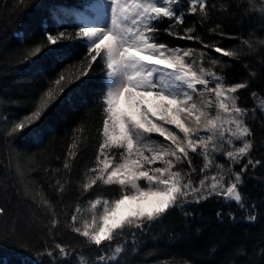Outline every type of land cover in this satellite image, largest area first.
<instances>
[{"label": "trees", "instance_id": "trees-1", "mask_svg": "<svg viewBox=\"0 0 264 264\" xmlns=\"http://www.w3.org/2000/svg\"><path fill=\"white\" fill-rule=\"evenodd\" d=\"M83 2L0 0V207L5 209L0 215V264H82L81 256L89 264H96V258L100 254L108 256L116 243L112 247H90L71 230V216L77 206L96 196L112 198L117 190L116 186L99 182L87 192L81 188L85 174H92L88 169L95 167L102 140L101 96L106 83L100 59L86 77L59 96L37 123L10 135L14 123L33 110L58 73L80 70L78 62L86 54L82 41L54 45L59 54L55 56L44 41L45 29L53 34L56 30L76 33L81 26L71 13ZM207 5L206 17L197 5L195 14H186L183 24L172 29L184 36V29L194 28L190 35L199 40L166 34L169 20L164 19L156 24L160 29L157 42L170 48L191 49L188 58L195 57L200 67L223 75L226 85L247 82V87L235 94L241 108L252 110L247 125L253 134V147L248 157L232 169L240 172L249 157L261 163L249 166L243 174V208L217 196L187 204L184 209L172 208L142 230L125 229L120 241L124 251L110 264H264V113L258 107L264 97V3L207 0ZM188 8V0H182L180 10L187 13ZM35 46L44 50L28 58ZM215 47L236 55L218 53ZM74 140L77 155L69 159L68 171L64 162ZM189 157L191 167L184 161L182 171L197 183L205 163L201 149L190 151ZM226 160L221 155L216 158V162L229 167ZM57 181L65 185L64 192L58 191ZM249 215L256 219L248 220ZM53 219L59 220L54 227ZM56 244L67 246L70 255L60 256L58 250L52 256L46 255Z\"/></svg>", "mask_w": 264, "mask_h": 264}, {"label": "snow or ice", "instance_id": "snow-or-ice-1", "mask_svg": "<svg viewBox=\"0 0 264 264\" xmlns=\"http://www.w3.org/2000/svg\"><path fill=\"white\" fill-rule=\"evenodd\" d=\"M181 2L109 0L110 17L103 27H80L74 34L59 30L53 34L45 29L44 44L54 56L59 55L54 45L71 41H82L86 54L78 62L79 71L69 73L65 70L58 73L57 78L50 81L47 89L40 94L33 110L11 128L10 135L18 134L37 123L59 96L70 85L86 77L93 64L100 59L107 79L101 96L102 140L95 156V167L88 169L93 175L85 174L86 179L81 188L87 192L99 182L104 186H116L117 190L111 200L96 196L88 201V210L92 212L91 222L85 219L81 226H75V213L81 212L79 206L71 216V230L83 237L90 247H112L113 242H116L112 255L100 254L96 264H110L124 251V244L120 241L125 235V229L130 232L132 229L142 230L170 209L183 207L186 202L200 203L217 196L225 202L234 201L243 208L244 197L240 192L243 174L249 166L255 167L261 163L260 160L253 162L249 157L247 163L241 165L240 172H234L232 167L225 169L220 164L216 165L217 171L211 177L206 174L214 159L209 156L210 151L226 156L231 164H240L253 147L250 139L253 134L244 119L248 109L238 105L239 97L235 95L238 90L247 87V82L226 85L223 75L202 66L193 68L195 61L186 62L191 49L170 48L165 43L157 42L160 29L156 24L164 19L169 20L168 28L164 29L166 34L180 39H200L190 35L194 28L184 29V36L172 29L183 24L186 14H195L197 5L206 17L207 0H188L187 13L180 10ZM261 2L264 3V0ZM261 43L264 44V41ZM43 50L42 46H35L28 58H35ZM214 50L229 57L236 55L235 52L219 47ZM204 55L202 52L201 56ZM72 67L75 65L68 66ZM207 77L215 82L213 87H209L210 80ZM206 93L215 97V115L210 111L212 99H204ZM194 95L201 98L199 105L194 102ZM252 96L256 98L257 94L253 92ZM122 98L126 105L123 109L120 107ZM258 107L264 113V97L260 98ZM168 125L174 126L183 138ZM201 132L207 135H201ZM154 133L170 142L169 146L153 141L151 135ZM236 141L240 142V147L234 151H223L225 143L234 147ZM198 148L201 149L205 163L201 169L202 178L198 185H193L191 178L185 182V175L173 169L185 160L191 167L189 152L195 153ZM76 149L77 143L74 140L68 147L65 170L71 171L69 159H75ZM113 149L119 151L110 155ZM157 162H162L164 166L151 167ZM226 176L229 177L227 185L224 184ZM142 179L146 181V187H141L139 181ZM56 183L58 191L64 192L65 185L60 181ZM147 196L154 199L145 200ZM126 201L131 203L126 204ZM42 202L50 206L46 198H42ZM121 206H124V210H121ZM4 213L5 209L0 207V215ZM220 215L217 212V216ZM246 218L250 221L256 219L254 215ZM51 223L54 227L59 220L53 219ZM57 250L60 256L70 255L67 246L63 244H56L46 255L52 256ZM80 260L82 264H89L83 256Z\"/></svg>", "mask_w": 264, "mask_h": 264}, {"label": "rangeland", "instance_id": "rangeland-1", "mask_svg": "<svg viewBox=\"0 0 264 264\" xmlns=\"http://www.w3.org/2000/svg\"><path fill=\"white\" fill-rule=\"evenodd\" d=\"M88 6H90L91 9H92L91 10L92 13H90L89 16H87L86 14H83V13H79V16H80V18L82 20L83 26L84 27L85 26L103 27V26L107 25V23L109 21V17H110L109 0H94L91 4H88ZM188 57H186V62L187 63H192L193 61H195V63L192 64L193 68H199L200 67L199 63L197 64V59L195 57L191 58L192 61ZM209 71H211V70H209ZM207 78L210 80L209 87H213L215 82L212 81V79L210 77H207ZM106 82H107V79H106ZM198 87H200V86H198ZM209 98L212 99V101H213V105H212V108L210 109V111H211L212 115H215V113H216L215 97H214V95L209 96L206 93L204 99H209ZM193 100H194V102H196L199 105L201 98L198 95H194L193 96ZM120 107L122 109L126 108V105L123 102V98L121 99ZM251 111L250 112L248 111L246 117L244 118L246 123L248 121V117L247 116L251 115L250 114ZM167 127H169L173 131H177V134L180 135L181 138H183L182 133H179V131L176 130L174 128V126L168 125ZM200 134L201 135H207V133H205V132H201ZM151 139L153 141H156L157 144H163L165 147H168L169 144H170V142L166 141L164 137L159 136L158 134H155V133L151 135ZM217 143H219V141H217ZM240 146H241V144H240L239 141L235 142V146L234 147H231V146H229L228 144L225 143L224 146H223V151H234L235 148H238ZM210 148H211V145H210ZM118 151H119L118 149H113L112 153H110V155L113 154V153H117ZM145 154L149 155V153H145ZM220 155L221 154L213 153L211 151L209 152V156L210 157H214V159L212 161V167H211L210 170L207 171V175L209 177H211L217 171L216 165H220V163L216 162V158L218 156H220ZM221 156H223L225 159H227L226 162L228 163L229 167H232V166L236 165V164H231L226 156H224V155H221ZM163 166L164 165H163L162 162H157V163L153 164L151 167H163ZM229 167L224 165L225 169H227ZM173 170L174 171H177V170L181 171L182 175H185V182H187V179L189 177L187 176V174L185 172L182 171L181 163H178L176 165V168H174ZM90 175H93V174H90ZM228 179H229V177L226 176L225 180H224V184L225 185H227ZM198 182L197 183H193V185H198ZM210 182L211 181L209 180L208 183H210ZM139 183H140L141 187H146L147 186L146 181H144L143 179L140 180ZM108 199L111 200L112 198H108ZM144 199L150 201V200H152L154 198L151 197V196H147V197H144ZM191 200H192V197L190 196L189 197V201H191ZM129 203H131V202L130 201H126V204H129ZM191 203H193V202H186V203L183 204V207H179L178 206V208L184 209L185 206H187V204H191ZM80 208H81V212L76 214L77 215L76 226H81L82 221L85 220V219H87L89 222H91L92 212L88 210V202L85 203ZM121 210H124V206H121ZM97 214H99V208L97 209ZM112 253H113V251H111L108 256H111Z\"/></svg>", "mask_w": 264, "mask_h": 264}]
</instances>
